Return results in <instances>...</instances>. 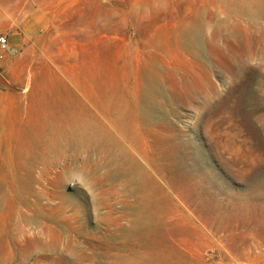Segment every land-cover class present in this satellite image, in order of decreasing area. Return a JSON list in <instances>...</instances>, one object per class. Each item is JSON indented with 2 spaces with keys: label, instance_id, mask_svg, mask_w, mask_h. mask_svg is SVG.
Segmentation results:
<instances>
[{
  "label": "rangeland",
  "instance_id": "374dc122",
  "mask_svg": "<svg viewBox=\"0 0 264 264\" xmlns=\"http://www.w3.org/2000/svg\"><path fill=\"white\" fill-rule=\"evenodd\" d=\"M247 1L0 0V264H264Z\"/></svg>",
  "mask_w": 264,
  "mask_h": 264
},
{
  "label": "bare ground",
  "instance_id": "6f19581e",
  "mask_svg": "<svg viewBox=\"0 0 264 264\" xmlns=\"http://www.w3.org/2000/svg\"><path fill=\"white\" fill-rule=\"evenodd\" d=\"M260 3H261V0H248L245 4H242V8L246 11H248L249 13L255 15L256 13H258V8L260 6ZM238 4V3H237ZM80 121V120H79ZM83 123V122H82ZM88 124V122L81 124V123H78V124H75L76 125V128H75V132L78 133L79 135H82V134H85L88 136L89 139H92L93 137H98L100 136L101 134H99V131L100 129L98 128H95L93 126H87V128L85 127L86 125ZM89 127V128H88ZM66 129V128H65ZM88 129V130H87ZM68 130V129H67ZM88 131V132H87ZM56 135H65L67 134L68 132L66 130H63V129H57L55 131ZM98 135V136H96ZM69 136V135H68ZM62 137V136H61ZM55 139V138H54ZM122 140V139H121ZM89 142V141H88ZM123 142V141H122ZM88 148V147H87ZM102 149V148H101ZM116 150V149H115ZM80 151V150H79ZM108 152V151H107ZM118 153V152H117ZM117 156V155H116ZM142 203V202H141Z\"/></svg>",
  "mask_w": 264,
  "mask_h": 264
},
{
  "label": "built area",
  "instance_id": "2783aa9c",
  "mask_svg": "<svg viewBox=\"0 0 264 264\" xmlns=\"http://www.w3.org/2000/svg\"><path fill=\"white\" fill-rule=\"evenodd\" d=\"M0 47L3 51L8 49V41L6 38H0Z\"/></svg>",
  "mask_w": 264,
  "mask_h": 264
},
{
  "label": "water",
  "instance_id": "95a60500",
  "mask_svg": "<svg viewBox=\"0 0 264 264\" xmlns=\"http://www.w3.org/2000/svg\"><path fill=\"white\" fill-rule=\"evenodd\" d=\"M0 83H3V80L0 78Z\"/></svg>",
  "mask_w": 264,
  "mask_h": 264
}]
</instances>
